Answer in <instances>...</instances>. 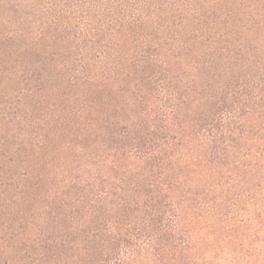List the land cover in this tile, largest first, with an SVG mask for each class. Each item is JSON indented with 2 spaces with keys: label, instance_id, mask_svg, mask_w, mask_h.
I'll return each instance as SVG.
<instances>
[{
  "label": "trees",
  "instance_id": "1",
  "mask_svg": "<svg viewBox=\"0 0 264 264\" xmlns=\"http://www.w3.org/2000/svg\"><path fill=\"white\" fill-rule=\"evenodd\" d=\"M109 11L118 31L10 150L0 264H264V0Z\"/></svg>",
  "mask_w": 264,
  "mask_h": 264
},
{
  "label": "rangeland",
  "instance_id": "2",
  "mask_svg": "<svg viewBox=\"0 0 264 264\" xmlns=\"http://www.w3.org/2000/svg\"><path fill=\"white\" fill-rule=\"evenodd\" d=\"M114 1L117 0H0V188L2 182H8V175L15 174L17 184L22 181L20 173L25 166L19 170L13 166L9 171L6 161L14 154L10 151L14 144L21 143L24 150H31V140L36 141V136L44 133L40 128L45 126L44 120L37 125L34 119L47 116L41 105L52 108L57 102L53 86L58 87L59 94L69 91V81L75 82V77L82 75L85 62L92 60L112 39L111 33L118 31L115 24L122 14L109 11ZM110 25L115 29L108 31ZM48 113L54 117L50 110ZM36 125L38 130L33 133ZM53 135L47 142L55 147L60 139ZM68 138H72L71 134ZM24 150L20 155L25 165H31ZM51 153L50 160L54 155L59 157ZM34 154L30 158L34 161L39 155L47 156L37 150ZM37 167L42 171L52 169L53 164ZM3 191L7 197L17 190ZM6 217L2 215L8 220ZM3 253V259H8L9 254Z\"/></svg>",
  "mask_w": 264,
  "mask_h": 264
}]
</instances>
